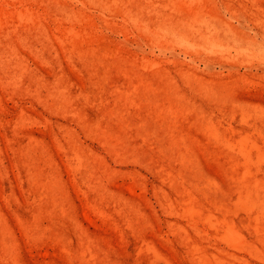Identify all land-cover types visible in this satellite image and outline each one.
I'll return each instance as SVG.
<instances>
[{"label": "rangeland", "instance_id": "obj_1", "mask_svg": "<svg viewBox=\"0 0 264 264\" xmlns=\"http://www.w3.org/2000/svg\"><path fill=\"white\" fill-rule=\"evenodd\" d=\"M0 264H264V0H0Z\"/></svg>", "mask_w": 264, "mask_h": 264}]
</instances>
